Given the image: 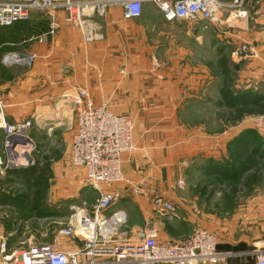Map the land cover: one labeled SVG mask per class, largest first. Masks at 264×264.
I'll return each mask as SVG.
<instances>
[{
	"label": "crops",
	"instance_id": "0c3cea01",
	"mask_svg": "<svg viewBox=\"0 0 264 264\" xmlns=\"http://www.w3.org/2000/svg\"><path fill=\"white\" fill-rule=\"evenodd\" d=\"M242 8L243 18L239 19V12H230L227 25L217 27L203 19L195 23L187 19L166 21L148 2L143 3L137 19L125 20L122 6L111 3L103 16L91 15L102 33L101 39L91 42L76 26L66 24L61 12L59 27L52 35L48 32L50 19L38 22L35 15L30 17L34 21L10 28H24L20 36H25V45L13 51L4 46L6 37L0 57L15 52L36 55L28 66L4 65L0 60V102L5 106L6 121H31L25 130V141L30 140L25 143L32 160L29 165L35 163L32 152L39 150L43 139L51 145L62 143L70 152L76 128L73 97L78 89H84L94 105L107 104L111 111L134 122L135 150L123 155L122 171L131 184L145 181V190L136 194L124 186L115 187L121 197L104 211L107 216L116 212L125 215V238L134 241L138 230L152 228L158 240H176L199 227L217 237V251L223 257L214 264H257L264 251V172H259L260 186L230 214H222L215 202H206L208 196L201 191L203 179L198 175L205 157L214 166L228 152L232 156L237 153L239 159L246 150L255 151L254 156L264 165V131L249 124L252 115L264 113V0H244ZM36 24H46V29H32ZM242 44L243 56L238 59L234 52ZM202 55H211V63L216 61L219 66L221 57L227 58L233 76L225 81L226 100L233 110L247 111L239 116L240 122L226 130L208 132L198 122L188 123L185 116L181 121L183 106L192 98L183 102L185 89H219L223 85L222 78L214 75L220 69L200 60L193 66L189 62ZM4 140L0 130L2 162L8 156ZM233 160L231 165L240 176L254 169L245 160ZM80 171L83 175V169ZM75 181L65 179L75 186L64 194L82 209L98 195L82 180L79 185ZM157 197L172 203L175 212L160 213L153 204ZM2 237L12 248V241L0 234ZM49 243L61 250L81 245L59 232Z\"/></svg>",
	"mask_w": 264,
	"mask_h": 264
},
{
	"label": "built area",
	"instance_id": "2783aa9c",
	"mask_svg": "<svg viewBox=\"0 0 264 264\" xmlns=\"http://www.w3.org/2000/svg\"><path fill=\"white\" fill-rule=\"evenodd\" d=\"M145 2L155 5L166 21L203 19L217 27L228 23L229 17H222L228 5L220 0H0V27L24 22L32 11L41 10L49 16V34L52 35L59 27L58 13L61 12L63 21L76 26L85 40L91 42L101 39L102 34L91 15L103 16L111 3H118L125 20L137 19ZM35 56L21 60L16 54H10L5 55L2 62L4 65L31 64ZM73 102L76 128L70 141V162L83 169L84 184L98 196L82 209L73 208L59 234L78 240L81 245L74 250H61L52 243L15 249L8 247L2 237L0 264H214L222 259L223 255L217 251L216 235L199 227L176 240H158L152 228L138 230L134 241L125 238L127 233L122 230L125 215L116 212L107 216L104 211L117 197L115 187L130 186L136 194H143L145 190V181L131 184L122 171L123 155L135 150L134 122L126 115L114 113L107 104L94 105L84 89H78ZM4 108L0 102V130H3L8 154L5 162L0 158L1 173L32 163L25 147L28 143L25 130L31 126V121L8 123ZM249 124L263 132L264 113L250 117ZM20 147L25 148L20 151ZM153 204L162 214L175 212V206L163 197L153 199ZM257 264H264V251L259 254Z\"/></svg>",
	"mask_w": 264,
	"mask_h": 264
},
{
	"label": "rangeland",
	"instance_id": "374dc122",
	"mask_svg": "<svg viewBox=\"0 0 264 264\" xmlns=\"http://www.w3.org/2000/svg\"><path fill=\"white\" fill-rule=\"evenodd\" d=\"M220 1L228 5L227 9L222 13L223 18L230 17V12L233 11L241 14L239 19L244 17L242 8L244 0ZM236 2L239 3V6ZM34 15L38 22L48 21L49 18L46 12L36 10L32 11L29 19L23 23L34 21V18L30 19V17ZM198 20L199 19L189 21L195 23ZM33 27L32 29L42 27L41 29L43 30L46 24H36ZM8 28L9 27H0V46L4 45V43L2 44L3 39L7 37V39L4 40L7 45L4 46H6V48H11L13 51H19V49L22 48L21 46L25 43V36H20L24 34V28L19 26L13 30ZM34 31V33L39 34V31ZM33 40H35V37ZM243 48L244 46L242 44L241 47L236 50L238 53L240 52L236 54L238 59L243 56ZM15 53L21 60L26 57L17 52ZM4 56L5 53L1 55V61ZM211 59V55H202L200 57H192V60L189 62H191L193 66L195 60H200L207 63L209 66L212 65L214 69H220V72L217 74L215 71L214 75L222 78L224 86L221 85L222 87L219 89L216 87H203L201 89L198 88V90L185 89V96L183 95L184 93L182 94L183 102L187 98L188 100L190 97L192 98L188 102V106H183L184 112H182L183 116L181 115V121L185 116L189 119L187 120L188 123L191 122L196 124L198 122V124L207 129L208 132H215L223 129L226 130L231 125L240 122L241 119L239 116H243L247 111L233 110L231 104L226 100L228 88L225 86V81L231 79L233 76L232 71H228L230 65L227 62V58L225 56L221 57V63L223 61L225 62L223 66L221 63L219 66L216 61L211 63ZM13 65L28 66L30 63H14ZM215 82L214 86L216 85ZM211 85L212 83L210 86ZM183 102H181V106ZM258 115L260 114H254L252 117ZM229 116L232 117L230 118ZM52 146L55 148L52 149ZM37 149H39L37 152L35 149L32 152L35 161L32 166L15 167L3 173L0 171V234L6 236L7 239L9 238V240L12 241V248L15 249L24 248L29 244L49 243L51 236L57 234L60 229L66 226L72 209L80 208L74 206L78 205L75 200L66 199L64 194L68 192L69 189L73 190L72 186H75L71 183L64 182L67 178H72L74 181L76 180L77 182H75L77 185H79L82 180V184L85 185L84 174L82 175L80 168L68 161L69 152H67L66 147L62 143L51 145L47 140L43 139V142L37 146ZM252 153L253 152H248L246 150V152H243V155L237 159V153L236 156H232L230 152H228L226 157L223 159L221 158L222 160L219 164L215 162L214 166L208 157L204 158L205 165L203 169L200 170L201 172L198 173L203 179L201 191H203V195L207 194L208 196L206 202H215L217 209L222 212V214H230L245 201L244 198L249 197L252 192L260 186L257 179H259V172L261 170L264 172V165H261ZM234 154L235 151H233V155ZM233 159H235V161L245 160L250 166H253L254 169H251L250 173L247 175L244 174L240 176L237 168L231 165L234 161ZM26 170H28V172H26ZM241 171L244 172L242 169ZM125 188H127V190L128 188L130 189L127 192L134 193L130 186H126ZM120 194V192L117 194L115 201L120 199ZM215 194H218V198ZM213 197L217 201L212 200Z\"/></svg>",
	"mask_w": 264,
	"mask_h": 264
},
{
	"label": "trees",
	"instance_id": "16d2710c",
	"mask_svg": "<svg viewBox=\"0 0 264 264\" xmlns=\"http://www.w3.org/2000/svg\"><path fill=\"white\" fill-rule=\"evenodd\" d=\"M19 23H21V22H19ZM19 23H16V24H19ZM16 24H14V25L10 26L9 28L15 27V25H16ZM252 151H253V150H252ZM254 153H256V152H255V151H253V153H252V154L254 155ZM7 171H8V170H7ZM30 171H31V170H30ZM26 172H28V170H26Z\"/></svg>",
	"mask_w": 264,
	"mask_h": 264
},
{
	"label": "water",
	"instance_id": "95a60500",
	"mask_svg": "<svg viewBox=\"0 0 264 264\" xmlns=\"http://www.w3.org/2000/svg\"><path fill=\"white\" fill-rule=\"evenodd\" d=\"M30 140L28 139V142H29Z\"/></svg>",
	"mask_w": 264,
	"mask_h": 264
}]
</instances>
